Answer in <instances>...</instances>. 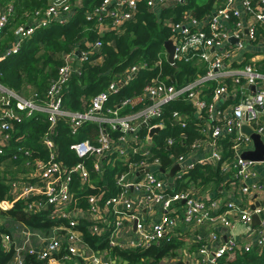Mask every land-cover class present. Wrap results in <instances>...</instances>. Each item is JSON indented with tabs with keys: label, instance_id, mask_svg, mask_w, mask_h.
I'll return each mask as SVG.
<instances>
[{
	"label": "built area",
	"instance_id": "2783aa9c",
	"mask_svg": "<svg viewBox=\"0 0 264 264\" xmlns=\"http://www.w3.org/2000/svg\"><path fill=\"white\" fill-rule=\"evenodd\" d=\"M170 1L183 4L186 0H148V4L153 8L156 5H165ZM232 2L233 0H227L225 7L205 17L207 18V29L202 26L200 28V21L192 17L189 11H184L179 21L168 20L172 32L169 39L173 41L175 46V61L182 58L190 61L195 59L194 56L199 55L197 58L206 62L207 66L204 72H196L193 79L182 85L170 82L169 77L162 79L157 76L145 84L141 93L122 97L119 102L111 104V96L118 94L120 88L129 83L138 73L140 66L136 64L123 73H118L105 90L96 94L89 103L83 104L82 108L71 110L64 103V87L74 74V67L70 61L71 57H67L58 68V77L51 83L43 98L37 93L29 98H24L0 83V91L2 92L0 98V132L4 141L11 140L17 125L23 122L24 116L32 117L36 113L44 114L49 123L47 131L43 135V142L49 151V158L38 163V183L26 185L20 197L26 199L40 195L43 199L39 201V205L54 206L56 209L70 205L76 199L71 187L73 174L77 173L83 181H88L90 170L86 166V159L88 156H93L96 170H100V165L104 159L107 161L110 159L109 161L113 166L119 161L124 168L116 174V180L122 187V192L117 196L108 198L105 205L113 207L124 205L126 215L136 218V214L130 212L133 210V204L127 196L128 189L134 187L136 190H145L150 205L159 204L167 211L172 209L173 202L184 200L187 206L185 221L204 222L207 213H209L204 200L195 197L189 191L174 192L171 195L165 192V181L157 172V164L160 163L162 156L156 155L151 147L146 146V137L143 134H147L152 127L164 126V105L169 101L187 102L193 107L194 112L196 110L201 112L204 109L208 117L214 119L212 114L214 100L226 98L230 93V96H241V100L235 104L236 106L230 114L224 115L223 112H219V118L209 122L212 124L210 130L212 145L217 148L222 138H225L226 135L235 134L236 137L233 142L235 152L241 148L246 149L252 143V138L242 132L241 128L245 124L249 125L253 132L264 134L263 126L253 128L250 125L257 121L261 115H264V73L257 71L252 64H245L239 69H234L232 66L226 67L231 62L226 60H232L237 53L242 52L246 40L254 41L259 38L258 25L264 27V0H259V6H254L253 0H242L245 11L255 17L256 20V23L252 22L248 25L243 21L239 9L231 7ZM72 6L70 4L49 5L43 10L36 11L34 20L29 25L17 29V40L7 48L6 55L17 53L23 38L31 35L36 28L47 26L55 17L69 11ZM135 8L136 0H103L101 6L94 13L104 14L108 12L109 15L113 16V26L118 27L125 19L133 17ZM230 18H236L235 26L231 31H227L224 29V20ZM9 22L10 12L0 13V35ZM230 38H234L237 42L229 43ZM97 46H100V42H97L95 49L98 48ZM80 56L82 59H86L89 53L80 51ZM228 79L233 81V87L230 86ZM204 84L206 87H202ZM253 86L252 92H248V89ZM209 100L211 102H208ZM208 106L210 112H208ZM189 118L190 114L181 110H175L172 113V122L182 129L181 136L185 134ZM60 120L67 123L73 135H77L83 127L93 126L97 130L94 138H87L70 144V149L79 159L73 166L66 165L57 157L55 135ZM142 128H144L145 133H142ZM137 139L139 143L138 146H135L132 141ZM175 144V139L169 136L165 138L163 147L171 149ZM0 152H3L2 148ZM25 152L30 154L29 150ZM134 156L137 157L133 161L131 158ZM221 156L220 151L216 150L211 156L197 160L196 164L186 163L183 173L187 174L195 165L211 164L216 166L219 164ZM185 161L186 155H179L172 164H178L181 168ZM262 162L264 163V160ZM253 163L254 161L243 159L236 153V159L231 163L236 171V178L244 180V177L247 176V169ZM137 170H143L144 177L135 182L130 179V175ZM222 171L227 172L223 168ZM259 188H264V181L261 184L250 185L244 182L241 185L244 194ZM88 201L90 202V212L97 213L99 211L97 197L90 195ZM34 203L29 205L30 209L33 208ZM263 210V207L258 206L253 212L260 214ZM66 216L68 215L65 211L60 212V217ZM121 218L115 222L114 233L122 225ZM208 218L213 219L211 216ZM241 219L250 220V213L243 211ZM223 221L228 224L227 220ZM139 223L138 228L141 226ZM77 224V220H71L67 226L69 229L67 236L70 241H75L78 238L71 232ZM167 224L168 218L154 224L149 232H140V238L134 242L133 247L149 246L157 240L166 238ZM101 231L99 226H93V232L99 233ZM3 240L8 245L10 236L3 235ZM44 240L46 242L38 252L39 257L56 263L53 255L61 247V239L53 235ZM258 242L263 244L264 235L260 236ZM111 243H114L112 239ZM237 248L236 240L231 238L228 243L213 251L212 260L215 262L217 258L233 253ZM250 249L251 246L245 248L246 251ZM23 250L24 246L17 249L13 264H23L19 255V252ZM78 250L79 248L73 242L69 245L70 253L75 254ZM26 251L29 253L37 252L32 247ZM202 252L204 253L206 250L202 249ZM94 261L97 264H112L98 257H95Z\"/></svg>",
	"mask_w": 264,
	"mask_h": 264
},
{
	"label": "trees",
	"instance_id": "16d2710c",
	"mask_svg": "<svg viewBox=\"0 0 264 264\" xmlns=\"http://www.w3.org/2000/svg\"><path fill=\"white\" fill-rule=\"evenodd\" d=\"M102 2L103 0H83L81 6H75L69 10L73 12V16L68 22L51 21L47 26H40L31 35L23 38L17 53L0 58V83L19 94L25 91L26 86H31L43 98L51 83L58 77V68L65 62V54H74L77 58V50L86 51L89 56L82 59L80 72L74 73L64 87V103L71 110L82 108L83 104L89 103L96 94L105 90L118 73H123L136 64L140 66L138 73L129 83L120 88L118 94L111 96V104L119 102L122 97L141 93L145 84L157 76L162 79L169 77V81L177 85H182L194 78L197 68L193 60L186 61L185 58H182L170 63L166 58L164 44L172 34L168 20L179 21L183 11L187 8L191 10L192 17L205 18L212 13L214 0H204L200 5L187 0V3L184 4L174 3L160 7L156 5L153 8L149 6L148 0H136L133 17L125 19L118 27L113 26V16L108 12L94 13ZM9 3L12 4V11L10 22L0 35V56L4 54L9 42L17 40V29L29 25L34 20L36 11L49 6V0H7L4 5ZM253 4L259 6V0H253ZM258 34L260 33L258 32ZM97 42H100V46L95 49ZM175 110L189 113L191 121H188L185 134L181 136L182 144H175L171 149L163 146L159 148L164 161L167 160L169 163H172V159L168 156L164 157V154L185 152L189 144L202 137L198 126H195L192 121L194 118L193 107L187 102L176 100L169 101L164 105V126L167 127L162 132L160 139L165 136V133L170 134L175 140L180 138L179 131L171 127L172 113ZM48 125L46 117L40 113L19 123L17 128L20 131L14 134L13 140L22 135L25 140L16 141L15 146L25 144L30 148L31 158L38 156L44 161L48 160L49 153L41 143ZM141 131L143 132L144 128ZM96 133L97 130L93 126H88L83 127L78 135H73L67 123L60 120L56 130V142L60 148L61 158L65 160L67 157L65 161L68 165L76 163L79 159L69 148L70 144L87 138L92 139ZM219 142L224 147L225 153L228 154L233 142L229 137L222 138ZM13 149L2 148L0 164L13 154L18 155L15 154L16 151H12ZM94 160L93 156H88L86 159V166L93 179L98 176L94 170ZM108 161H102L104 179L107 180V187H114V174L122 170L123 167L119 168V161L116 162L118 167L112 166L110 161L107 164ZM190 175L195 180L200 179L204 186L210 182L219 185L223 180V174L218 166L209 164L198 166ZM100 176L101 174L99 178ZM80 180L79 174H73L71 187L82 208L87 207L88 193L99 194L101 189L107 192V189L101 185L84 191ZM8 195L9 187L0 177V200L5 199ZM25 208L26 204L23 201H17L11 208L1 211L2 215L11 219L9 227L5 228L10 234H13L14 226H18L20 230L22 227H27L31 231H40L49 235L53 233L55 226H69L68 219L65 217H53L56 211L54 206L43 208L33 214L27 213ZM75 227L81 229L83 242L88 248L94 251L108 249L112 255H119L124 260H128L129 264H138L142 258H153L157 261L166 255L175 257L185 242L184 235L177 237L167 235L158 243H152L147 247L120 250L109 243L110 228H106L102 234H92L87 230L86 223ZM19 234L15 235L19 237ZM67 240L69 241L68 238ZM63 250L61 248L60 254L68 252L66 255H71L69 246L68 249L64 248ZM13 252L12 248L6 251L0 249V264H10ZM261 262H264V252L261 256L245 251L244 253L238 252L234 258L227 254L217 258L218 264H260ZM80 263L83 262L80 261ZM24 264H47V261L40 259L37 252H26Z\"/></svg>",
	"mask_w": 264,
	"mask_h": 264
},
{
	"label": "crops",
	"instance_id": "0c3cea01",
	"mask_svg": "<svg viewBox=\"0 0 264 264\" xmlns=\"http://www.w3.org/2000/svg\"><path fill=\"white\" fill-rule=\"evenodd\" d=\"M82 2L83 0H49V5L70 4L73 5L71 7L73 9V7L75 6H81ZM184 3H187V0ZM172 4L174 3L170 1L165 5H157V7L169 6ZM226 5L227 0H214L213 10L211 14H213L216 10L225 7ZM231 7L239 9L242 14V19L246 25L252 22L256 23L255 17L251 16L245 11V8L242 4V0H233V2L231 3ZM11 11V3L6 6L4 4H1L0 13L10 12L11 15ZM184 11H189L191 13V10L189 8ZM71 16H73V12L66 11L63 12L61 15L55 17L52 21L59 20L61 22H68L69 19H71ZM235 19H225L224 29H226L227 31H231L235 26ZM198 20L200 21V28L202 26L206 27L207 29V18H201ZM263 30L264 27L262 25H258V32L260 33L259 38L254 41L249 39L246 40L242 52L237 53L236 57H234L232 60H226L231 61L230 64L226 66L227 68L232 66V68L234 69H239L242 68L245 64H252L255 66L257 71L264 73ZM13 42L16 41L14 40L9 42L8 47L12 45ZM236 42L237 40H235L234 38L229 39V43L234 44ZM8 47H6L5 52L1 55V57L6 56V50ZM210 51L212 50L210 49ZM198 56L199 55L194 56L195 59H193V61L194 65L197 68V72L199 71L200 73H202L207 69V66L206 62H203V60L197 58ZM67 57H71L70 61L72 66L74 67V73L80 72L82 58L78 54L77 58L74 54H65V60ZM228 82L230 86L233 87V81L231 79H228ZM202 87H206V84H204ZM253 89L254 86L248 89V92H252ZM34 93H36L35 90H33L31 96ZM230 95L231 93L228 94L226 98L214 100L212 104V114L215 117L214 119H210L204 109L201 110V112L197 110L194 112V118L191 119L194 122V125L198 126V130L202 134V137L200 139H196L191 144H189L185 152L177 154L174 153L171 155L170 153H167V155L164 154V157L168 156L170 159H172V162L179 155H186V161L181 168L178 164L169 163L167 160L164 161L162 154H160L161 151L159 149V145L163 146L165 138L170 136V134L165 133V136L160 139L162 132H164L167 126H164L163 129L159 130L158 133L154 134L153 144H148L147 139H145L146 146L151 147L156 155L162 156L160 163L157 164V172L159 173L160 177H162V179L165 181V192L171 195L174 192L189 191L195 197L204 200L207 204V210L209 212L207 213L208 215L205 218L206 220L204 222L199 223L197 221H185L184 216L187 207L186 201L183 200L173 202L174 204L172 209L167 211L164 210L159 204L150 205V202L146 197V195L148 194L145 192V190H136L134 187L128 189L127 196L133 204V210L130 212L136 214V218H132L126 215L127 212H125L124 205H118L116 207L105 205V201L108 198L117 196L122 192V187L120 186V184H118L116 180V174H118V172H120L121 170L117 171L114 174V187H107L108 183L107 180L104 179V167L102 164L100 165V170H96L94 168L98 175L95 179L92 178L91 172L88 181H83L80 178V182L83 184L82 186L84 187V191H86V189L88 188H94L96 185H101L103 186V188L107 189V192H104L101 189L99 191V194H87V198L90 195H94L97 197L99 211L97 213H92L90 212V202L88 203L87 201V207L82 208L79 206L78 200L75 199L71 202L70 205L65 207L61 206V208H57L55 214H53V217L57 218L58 216H60L61 211H65V213L68 215L65 218L68 219L69 223L71 220H77V225L86 223L87 230L92 234H102L103 232H105L106 228H110V231L108 233L109 243L111 246H116L120 250L138 248L133 247V244L140 238V232H149L154 224L168 218L167 235L174 237L180 235L185 236V242L181 245V249H179V254L175 257L166 255L157 261H155L153 258H142V261L138 264H218L217 260L215 262L212 260L213 251L220 248L222 245L228 243L231 238L236 240L238 248L235 252L227 254L229 257L234 258L238 252L244 253L246 251V246H251V249L248 251L254 252V254L261 256L264 252V242L263 244H259L258 241L260 236L264 235V210L260 214L255 213L253 211L258 206L264 208V188H259L256 191L244 194L241 190V185L244 182L251 185L256 183L261 184L264 181V163L262 162L264 159L262 161H254V163L249 166L246 173L247 176L244 177V180H242V178L237 179L236 171L232 167L231 163L236 159V153H238L241 157V154L244 151L254 149L253 140L252 143L249 144L246 149L241 148L236 152L233 148V143L232 145H230L231 151L226 154L223 150L224 147L221 145V143L219 142V145L216 148L215 145H212V141L210 138V130L212 124L209 122L218 119L219 112H223L224 115L230 114L233 108L236 106L235 104H237L241 100V96L235 97L234 95ZM1 96L2 92L0 91V98ZM208 102H211V100H209ZM207 108L208 112H210L209 106ZM27 118L30 117L24 116L23 121ZM189 121L191 120L189 119ZM250 125L253 128H257L258 126L264 127V115H261L257 121L252 122ZM171 127L176 128L179 133L182 131V129H180L176 123L172 122ZM18 131H20V129L17 128L15 133H17ZM142 133L145 132L143 131ZM143 136L146 137L147 134H143ZM226 137H229L230 141L234 142L236 136L235 134H230L226 135ZM261 137L264 141V134H261ZM21 140H25L24 135L19 136L17 139L14 140L12 137L10 141L6 142L4 141V139H2V134L0 132V149L4 148L6 150L7 148L13 149V147H15V149H13L12 151H16L15 154H18H13L11 157L3 161L2 164H0V177L2 178L3 182L9 187V195L5 199L0 200V249L6 251L12 248L14 250L12 255V261L10 264H13L18 248L24 246V250L22 252H19V255L21 256V259L24 264V256L27 252L26 250L29 247H32L38 253L40 248H42L46 242V240L44 239L49 238L53 235H56L61 239L62 245L53 255V259H55L56 263H52L51 260L49 261L46 259L47 264H97L94 261L95 257H98L103 261H109L112 264H129L128 260H124L119 255H112L108 249L94 251L88 248L87 245L83 242V235L81 229H78L77 227H73L71 232L75 234L78 238L75 241L69 240L70 242L67 240L69 229H67L68 227L65 225L53 227V233L50 235L44 234V232L40 231H31L27 227H22L20 230L18 226H14L12 228L13 234H10L5 230V228L7 229L9 227L11 219L8 216L2 215L1 211L11 208L15 202L23 201L26 204L25 211L30 214L36 213L42 210L43 208L49 207V205L38 204L39 201L43 199V197L40 195H34L26 199L24 197H20V194L26 185L38 183V163L44 161L38 156L31 158V151L27 145L21 144L15 146V142ZM175 141L176 145L178 143L182 144L183 138H181L180 135V138H176ZM132 142L135 143V146H138L139 140L137 139ZM41 143L43 145V148L48 151L46 145L43 142V137L41 139ZM26 150H29L30 154H27L25 152ZM216 150H219L222 155L221 159L218 162L219 164L216 165V167L218 166L221 173L223 174V180L220 182L219 185L214 182H210L209 184L204 186L201 183L200 179L195 180L192 178V175H190L191 172L201 165H195L194 168L191 169L187 174L183 173L184 166L186 165V163L196 164L197 160L211 156L212 153H214ZM56 152L57 157L61 161L63 160L62 162H64L66 165H68V163L65 161L67 157H65V160L61 158L60 148L57 142ZM136 157L137 156L132 157L131 160H136ZM106 163L109 164V161ZM176 165L179 166L178 170H176L173 175H170L172 168ZM114 167L118 166L114 165ZM119 168H122L121 164L119 165ZM160 168H163L164 172L161 171ZM222 168L225 169L227 172H223ZM100 174L101 176L99 178ZM143 177L144 171L142 170H137L135 173L130 175V179L135 182L142 180ZM33 202H35L33 204V208L30 209L29 205ZM230 204H233V206H230ZM243 211H248L250 213V220L241 219V213ZM253 214L259 215L260 222H253ZM209 216H211L214 220L209 219ZM120 217H122V225L118 227L116 229V232L114 233L113 228L115 227V222L118 221ZM223 220H227L228 224H225ZM138 222H140L139 224L141 225L139 228L137 227ZM95 225L99 226L102 231L99 233L93 232V226ZM5 234L10 236V242L8 245H6V242H4L3 240V235ZM15 234H19V237ZM111 239L112 241H114V243H111ZM72 242L79 248L78 252H76L75 254L69 252L71 254L70 256L66 255L68 252L60 254L61 248L62 250L64 248L68 249V246ZM158 242L159 240L153 243ZM202 249H205L206 252L203 253ZM80 261H82L83 263H80ZM260 264H264V262H261Z\"/></svg>",
	"mask_w": 264,
	"mask_h": 264
},
{
	"label": "water",
	"instance_id": "95a60500",
	"mask_svg": "<svg viewBox=\"0 0 264 264\" xmlns=\"http://www.w3.org/2000/svg\"><path fill=\"white\" fill-rule=\"evenodd\" d=\"M233 39V38H232ZM165 50H166V58L168 60V62L170 63H174L175 62V46L173 44V41L171 39H168L165 42ZM76 53L80 56V50H77ZM163 125H159L156 127H152L148 130L146 139L148 144H153V136L155 133H158L159 130L163 129ZM242 132L248 134L251 136L253 142H254V149L253 150H247L244 151L241 154V157L243 159H248V160H252V161H262L264 159V141L262 140L261 134L260 133H256L253 132L252 128L245 124L242 128H241ZM179 166L176 165L172 168L171 174L173 175L174 172L176 170H178ZM145 170H147V168H145ZM161 171L164 172L163 168H160ZM143 171V170H142ZM254 208V207H253ZM252 219L253 222H260V217L258 214H253L252 215Z\"/></svg>",
	"mask_w": 264,
	"mask_h": 264
},
{
	"label": "rangeland",
	"instance_id": "374dc122",
	"mask_svg": "<svg viewBox=\"0 0 264 264\" xmlns=\"http://www.w3.org/2000/svg\"><path fill=\"white\" fill-rule=\"evenodd\" d=\"M191 1L195 4H198V5H200L204 2V0H191ZM6 2H7V0H1V4H5ZM33 90H34L33 87L26 86L25 91L19 95H21L24 98H29V97H31V93H33Z\"/></svg>",
	"mask_w": 264,
	"mask_h": 264
}]
</instances>
